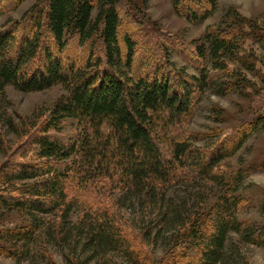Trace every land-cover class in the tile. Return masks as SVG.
Instances as JSON below:
<instances>
[{"label":"trees","instance_id":"obj_1","mask_svg":"<svg viewBox=\"0 0 264 264\" xmlns=\"http://www.w3.org/2000/svg\"><path fill=\"white\" fill-rule=\"evenodd\" d=\"M21 1L0 0V13ZM186 1L185 10V0L172 3L191 21L215 9L216 0ZM124 2L36 0L0 27V255L26 256L50 239L65 245L67 264L117 256L152 264L144 243L159 246L155 264H248L242 248L263 245L264 228L239 219L244 173L222 161L264 123V91L254 92V117L210 147L194 144L187 117L206 88L245 87L229 60L239 58L241 39L264 42V27L240 17L208 27L203 42L184 49L199 72L188 74L154 54L138 60L141 40L122 28ZM10 85L65 92L31 119L10 111ZM133 211L136 237L123 221Z\"/></svg>","mask_w":264,"mask_h":264},{"label":"rangeland","instance_id":"obj_2","mask_svg":"<svg viewBox=\"0 0 264 264\" xmlns=\"http://www.w3.org/2000/svg\"><path fill=\"white\" fill-rule=\"evenodd\" d=\"M35 1L22 0L14 9L1 12L0 27L21 19ZM186 4L185 0L181 8L185 10ZM121 7L123 8L122 28L133 32L135 38L142 43L138 47V60L142 62L143 57L154 54L155 58H161L163 61L169 59V63L176 70L195 75H199V72L194 68L195 63L185 57L187 50L185 52L184 49L188 44L203 42L208 27L229 23L237 17L250 20L257 27H264V0H216L214 11L200 21H191L180 14L174 8L172 0H126ZM238 51L239 58L229 60V63L235 65L246 78L245 87L235 88L227 93H221L216 87H210L200 94L194 111L187 117L191 140L197 146L210 147L217 138H222L226 133L231 132L239 122L254 117L252 113L254 92L264 91V42H255L252 38L246 37L241 39ZM206 63L208 67L211 66L209 61ZM64 92L61 85L30 92L20 91L11 85L6 88L13 115L31 119L43 113ZM74 133L73 121L69 120L65 124L64 134L72 136ZM8 137L15 141L13 134L9 133ZM3 159H5L4 155L0 152V162ZM222 165L228 168L238 167L244 173L239 190L242 198L238 212L239 219L255 222L258 227L264 228V123L258 124L241 147L222 161ZM198 182L201 187L209 188L203 181ZM115 193L117 191L109 195L111 203L116 199ZM76 210L70 212L71 224L79 217L80 212ZM125 213L129 217L123 219L125 227L130 229L134 237L139 236V230L133 228V224L139 225L135 220L139 217L134 211ZM12 219L20 221L21 218L13 216ZM41 235L39 240L44 237L43 234ZM45 241V253L42 247L39 248L41 243L34 241L28 255L22 257L0 255V264H67L64 258L67 251L65 245L61 247L60 244H53L50 239ZM142 247L151 260L158 261L161 255L159 246L153 247L144 243ZM242 249L247 255L248 264H264V244ZM155 261L152 264H155ZM103 262L101 260L98 264H104ZM107 264L130 263L117 256Z\"/></svg>","mask_w":264,"mask_h":264}]
</instances>
